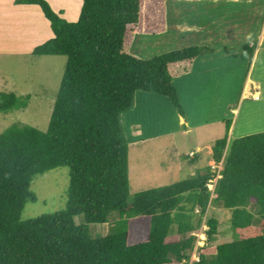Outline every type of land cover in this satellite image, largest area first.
Here are the masks:
<instances>
[{
	"label": "trees",
	"instance_id": "trees-1",
	"mask_svg": "<svg viewBox=\"0 0 264 264\" xmlns=\"http://www.w3.org/2000/svg\"><path fill=\"white\" fill-rule=\"evenodd\" d=\"M82 2L79 20L70 22L47 0H15L38 5L51 24L54 36L33 53L68 61L48 131L14 123L0 135V264H189L195 233L205 224L208 244L192 264H264V132L230 140L232 120H225L227 133L213 145L212 159L223 163L215 193L208 183L217 173L208 165L205 173L141 191L131 202L122 114L144 91L168 98L185 117L171 67L193 61L204 47L143 59L131 46L146 15L154 14L147 1ZM154 22L157 28L145 32L162 31ZM29 98L0 92V111L25 108ZM62 167L70 168L66 209L24 219L27 202L37 201L34 179ZM215 201L232 212L236 234L218 245L221 222L204 220ZM112 212L119 223L93 238L90 225L107 224ZM79 215L86 223H76ZM208 246L215 252L206 253Z\"/></svg>",
	"mask_w": 264,
	"mask_h": 264
},
{
	"label": "rangeland",
	"instance_id": "rangeland-1",
	"mask_svg": "<svg viewBox=\"0 0 264 264\" xmlns=\"http://www.w3.org/2000/svg\"><path fill=\"white\" fill-rule=\"evenodd\" d=\"M47 1L56 12H61L62 16L68 21L77 22L79 20L83 5L82 0ZM146 1L150 10L152 8L156 10H154L153 15L160 25L161 22L159 20L163 19V10L167 11L165 13V21L167 19L169 22L166 25V32H145L138 34L136 37L134 35L135 40L132 42L131 51L135 55H142L143 57H140L143 59H151L162 53L182 50L191 46L200 47V44H196L201 42L199 34L193 27L190 26L186 29L184 25H189V23L194 25L192 21H196L195 18L208 19L213 17L215 4L212 5V3L218 2V8L225 6L229 9L228 5H230L225 3L228 0ZM249 1L253 2V0H241L240 2H245L244 4L246 5ZM257 1L258 3L255 6L259 5L260 9L264 8V0ZM181 7L184 8L181 9ZM145 11H147V7ZM251 11L248 10L241 16L243 21L242 25H238L241 30L239 38L250 32L253 33L254 30L252 28L254 25L258 26V23L262 22L260 17H257L258 20L256 22V14L251 13ZM216 14L221 16L224 21V10L217 11ZM153 15L147 14L146 17L151 20L149 16ZM212 22L216 23L214 20ZM215 26L217 33L213 35V39L222 38L220 34L223 32L224 37L222 39L227 38L225 34L227 31L220 26V22ZM181 30L183 31L182 33H180ZM164 32L165 34H163ZM53 36L51 24L38 5L16 4L15 0H0V92H14L22 97L30 95L25 108L8 113L0 111V135L14 123L21 126L30 125L44 132L48 131L68 58L65 55H36L33 51L37 46ZM235 37H238V35ZM131 41L132 39L129 44ZM218 45H223V43L219 41ZM249 46L250 48L248 49H255V45L253 46L250 42ZM204 47L207 48L203 49L205 53L217 55L213 57L214 59L206 58L204 60V62L214 61L215 65L212 64L213 69L211 70L214 87L210 92V98L198 99L193 110H189V115L194 125L190 132H186L185 128L182 127L180 131L170 134L155 138L137 139V136H149L154 133L164 132L165 129H177L178 125V112L172 103H170V106L173 108V116L170 123L167 124L169 116L165 119H162L163 116H160V118L154 117L151 103L145 102L148 101L151 94L144 91L137 93L135 108L122 114V124L130 144L131 202L134 201L136 194L141 191L164 187L189 179L192 177V173H196L197 170L205 173L207 165H211L213 172H218L222 166L214 163L213 160L209 159L210 164H208L206 157L200 161L199 159L191 161V158L197 152L200 153L201 157L206 152L207 155L212 152L210 148L213 150L215 141L223 138L227 133L225 119H231L233 124L229 132L230 140L264 132V49L261 50L256 62L253 61L254 54L250 52L248 63H252V66H254L252 69L249 70L245 63L246 59L239 60L238 63L240 64L230 74L229 70H226V66L236 59L228 54L222 56V48L216 46V48ZM204 65L206 66V63ZM247 77L262 78L260 96L256 99L255 96L257 94H255L254 88L256 90L259 88L254 83L255 80L249 84L248 96H243V86L245 81H247ZM258 99L260 100V105L256 106L254 104L249 110L251 103L258 101ZM211 100L210 109H206V104ZM160 108H164V105L161 103L153 105V110ZM246 109L248 110L246 111ZM218 118L224 119L222 120L223 122L204 127H197L196 125L202 121H215ZM199 146L206 147V152L202 153V149L199 151ZM219 177L217 174L213 177L212 182L215 184ZM69 187L70 168L68 167L58 168L45 175L36 177L31 185V191L36 195L37 201L27 202L23 218L31 219L66 209ZM212 187L213 185L209 188ZM230 217H232V212L217 204L216 201L211 205L208 215L206 217L204 215L205 221L209 218H216L222 224L219 231L220 234L217 236V241L214 245L236 239V234L229 223ZM120 219L118 212H112L107 224L90 225V235L93 238L108 235L112 227L118 224ZM75 221L78 225L84 224L86 223V218L84 215H79L75 218ZM208 229V225L205 224L196 231L197 242L191 252L189 264L200 259V249L208 244L205 233ZM176 233L175 228L174 234L176 235ZM175 235L174 240H178L179 238H175ZM205 249L206 253L215 252L214 246H208ZM176 264L179 263L177 262Z\"/></svg>",
	"mask_w": 264,
	"mask_h": 264
},
{
	"label": "crops",
	"instance_id": "crops-1",
	"mask_svg": "<svg viewBox=\"0 0 264 264\" xmlns=\"http://www.w3.org/2000/svg\"><path fill=\"white\" fill-rule=\"evenodd\" d=\"M240 1L241 0H228V1H226L225 2L226 4H228V3L230 4V5H228L229 9H227L225 6L222 8H218V6H217L218 2L212 3V5L215 4L214 5L215 9L213 11V15H214L213 17H209L208 19L195 18L196 21H192V22H194V25H191L190 23H189V25H187V24L184 25V26H186L185 27L186 29H187V27H190V26L193 27V29L199 34V39L201 40V42H198L196 44H200L201 47L210 46L211 48H213L216 46V47L222 48V51H223L221 54L222 56H225L228 54V55H231L232 57H234L236 59L235 61L228 63V65L226 66V70H229L230 74H232V72H234L235 68L240 64V63H238L239 60L246 59L245 63L247 64L249 70L252 69L254 66H252V63L251 64L248 63V60L250 57V52H252L254 54V60L253 61L256 62L258 57H259L261 50L264 49V19H263L264 18V8L260 9L259 5L255 6L258 3L257 0L256 1L253 0V2L249 1V2H247L246 5L244 4L245 2H240ZM183 8L181 7V9H183ZM252 8H253V10L251 11ZM254 8H257V9H254ZM221 10H224V21L222 20L221 16L216 14L217 11H221ZM248 10L251 11V13L256 14L255 15L256 16V18H255L256 22L258 20L257 17H260V19H262V22L259 19L260 23H258V26L254 25V27L252 28V30H254L253 33L250 32L249 34L242 35L239 38L241 30L239 29L238 25H242L243 20H242L241 16L244 15ZM163 12H164L163 13V19L159 20V21L161 22V24L164 25V27H163L162 31H160V32H163V31L166 32V30H167L166 25L169 22L167 19L165 21V13L167 11L163 10ZM209 12L211 13V11H209ZM236 14H238V15H236ZM149 17H151V20H149V18H147L146 20H144L142 22V28H141L142 30L139 31L137 34H135V37L140 33H145V29L150 30L152 32L154 30V28H157L156 22H154V20H156L154 15L149 16ZM212 20H214L216 23L212 22ZM219 22H220V26L223 27L227 31L225 33L227 35V38H225L224 40L222 39L224 37L223 36L224 32L220 34L222 36V38L213 39V35L215 33H217V29H216L215 25L218 24ZM222 23H223V25H222ZM249 27H247V28H249ZM185 28H184V30H185ZM165 32L163 34H165ZM182 32L183 31L181 30L180 33H182ZM237 35H238V37H235ZM219 41H221L223 43V45L219 46L218 45ZM256 41H257V43H256ZM249 42L253 46L255 45L254 50L247 49V47L250 48ZM187 46H191V45H187ZM245 46H247V47H245ZM204 48H206V47H204ZM140 56H142V55H139V57ZM215 56H217V55L215 54ZM215 56L211 55V54L209 55L208 53L204 52L199 57L195 58L193 61H186L183 63H178V64L173 65L171 67V73L174 76L173 82H174L175 87L177 88L181 103L185 108L186 116L184 117L179 112L177 113V115H178L177 116L178 117L177 118V124H178L177 129H165L164 132L154 133V134H151L149 136L148 135L137 136V139L148 138V137L155 138L158 136L173 133L175 131H180L181 130L180 128H182V127L185 128L184 130H186V132L191 131L190 129H192V126H194V125H193V120L191 119V117L189 115V110H193V107L196 106L198 99L210 98V92H211L212 88L214 87L213 86V74L211 71L213 69L212 64L215 65L214 61L204 62V60L206 58L207 59H214L213 57H215ZM205 63H206V66L204 65ZM222 72H224V71H222ZM246 79H247V81H245V84L243 86V94H244L243 96L244 97L248 96L247 94L249 93L248 91L250 88L249 84L252 83L253 80H255L256 82L254 81V83L256 84L257 88H259L258 90H256V88H254L256 91L255 94H257V97H259L260 96L259 95L260 87H261V84L263 82L262 78L261 77H256V78L247 77ZM149 94H151V95L149 96L148 101H145V102L151 103V107H152V111L154 113V117L160 118V116H163L162 119H165L166 117L169 116V120H167V124H169L170 121L172 120V116H173V108L170 106V103H171V102H169L170 100L168 98H165V97L160 96V95H156V94H152V93H149ZM257 97L255 96V99ZM259 101L260 100L258 99V101L256 100V101H254V103L252 102L249 110L251 109V106L254 104H256V106L260 105ZM155 103L163 104L164 108L153 110V105ZM211 103H212V100L206 104V106H205L206 109H210ZM253 109H255V108L253 107ZM236 110H238V109H236ZM236 110H234V112H236ZM247 110L248 109H246V111ZM222 120H224V119L218 118L215 121H212V120L211 121H202L201 123H197L196 125H197V127H199V126L204 127V126L211 125V124L222 123L223 122ZM135 138H136V136H135ZM201 149H202V151H201ZM206 150H207L206 147L199 146V151H201L202 153L206 152ZM210 151H212L210 154L207 155V152H206V153H204V156H202V157L200 156V153H198V152L195 153V156H194L195 158L192 161H194V160L196 161V159H199V161H200L205 157H206L207 161L209 159L213 160L212 159L213 150L210 148ZM191 152H194V151H191ZM213 161H214V163H216L215 160H213ZM208 164H210L209 161H208ZM196 173H198V170ZM196 173H194V174L192 173V176H195Z\"/></svg>",
	"mask_w": 264,
	"mask_h": 264
},
{
	"label": "clouds",
	"instance_id": "clouds-1",
	"mask_svg": "<svg viewBox=\"0 0 264 264\" xmlns=\"http://www.w3.org/2000/svg\"><path fill=\"white\" fill-rule=\"evenodd\" d=\"M135 108V107H134ZM221 166H222V168H220V170H218V172H215V173H217L218 174V176H220L219 178H217V181L215 182V184L212 182V179L209 181V183H208V187H210L211 185H214V189H211V191L213 192V193H215V191H216V186H217V182H218V180L222 177V175H221V171L223 170V163H221L220 164ZM216 174V175H217ZM214 197V196H213Z\"/></svg>",
	"mask_w": 264,
	"mask_h": 264
},
{
	"label": "built area",
	"instance_id": "built-area-1",
	"mask_svg": "<svg viewBox=\"0 0 264 264\" xmlns=\"http://www.w3.org/2000/svg\"><path fill=\"white\" fill-rule=\"evenodd\" d=\"M192 155H193V154H192ZM211 189H214V185H213V187H212Z\"/></svg>",
	"mask_w": 264,
	"mask_h": 264
},
{
	"label": "bare ground",
	"instance_id": "bare-ground-1",
	"mask_svg": "<svg viewBox=\"0 0 264 264\" xmlns=\"http://www.w3.org/2000/svg\"><path fill=\"white\" fill-rule=\"evenodd\" d=\"M256 97H257V95H256ZM258 98V97H257Z\"/></svg>",
	"mask_w": 264,
	"mask_h": 264
}]
</instances>
